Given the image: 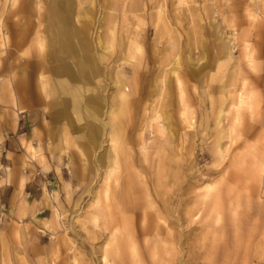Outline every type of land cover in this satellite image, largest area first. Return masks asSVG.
Returning <instances> with one entry per match:
<instances>
[{
    "label": "rangeland",
    "instance_id": "1",
    "mask_svg": "<svg viewBox=\"0 0 264 264\" xmlns=\"http://www.w3.org/2000/svg\"><path fill=\"white\" fill-rule=\"evenodd\" d=\"M21 1L0 0V78L25 61L24 103L53 121L37 76L56 0ZM69 1L93 84L55 121L71 165L48 232L13 223L4 264H264V0Z\"/></svg>",
    "mask_w": 264,
    "mask_h": 264
},
{
    "label": "crops",
    "instance_id": "2",
    "mask_svg": "<svg viewBox=\"0 0 264 264\" xmlns=\"http://www.w3.org/2000/svg\"><path fill=\"white\" fill-rule=\"evenodd\" d=\"M70 2L56 0L50 4L48 22L45 24L49 49L44 56L50 65L46 77L43 74L37 76L40 92L57 98L55 103L44 107L54 120H49L40 109H27L29 105L24 103L27 99L41 103L39 93H32L29 86L25 61L20 59L17 64L14 59L10 61L8 87L0 78V264L10 259L9 234L14 228L13 223L22 229L34 226L45 234L48 232L42 227V221L48 219L43 213H48L51 205H54L55 191L59 193L62 184L67 183L65 175L71 159L62 151L65 147L62 126L55 121L68 123L72 113L78 114L82 100L80 96L84 97L90 91L92 74L95 73L84 61L85 68L80 71L74 61L79 57V48L62 44L66 28L69 29L68 33L71 32L77 24L75 18L79 16ZM55 4L58 7L53 6ZM5 7L8 14L13 16L22 11L24 3L17 0L11 8L6 0ZM2 27L3 23H0V47L11 41L2 32ZM39 46H43V39ZM55 50L62 52V55H57ZM86 111L91 125V129H87L88 139L97 142L100 132L99 123L94 121L97 110L94 117L90 115V107ZM39 236H36L38 244Z\"/></svg>",
    "mask_w": 264,
    "mask_h": 264
},
{
    "label": "bare ground",
    "instance_id": "3",
    "mask_svg": "<svg viewBox=\"0 0 264 264\" xmlns=\"http://www.w3.org/2000/svg\"><path fill=\"white\" fill-rule=\"evenodd\" d=\"M10 2V1H9ZM15 2L16 0H12V5H15ZM11 7V6H10ZM85 13V12H83ZM83 15V14H82ZM66 18V17H65ZM68 19V18H67ZM83 19L85 20L86 19V15H83ZM83 20V21H84ZM66 25L68 24V21L65 23ZM78 24V23H77ZM68 30L66 28V33L64 34V37L62 39V44L63 46L65 45H73L77 48H79V57L78 58H74V61H76V65L79 66V69L80 71L83 70L85 68V65L83 63V60L87 59L86 56H83L85 55L86 52H88L89 50V44H88V41L86 39V30L83 29V28H79V27H73V29L71 30V32L68 33ZM99 34L97 33V36ZM98 39V38H96ZM95 39V40H96ZM99 41V40H98ZM95 42V41H94ZM100 42V41H99ZM97 43V41L95 42ZM97 46V45H96ZM95 47V45H94ZM65 49V48H64ZM96 50V49H95ZM94 53H96V51H94ZM99 60V59H98ZM82 74V73H81ZM10 78V77H9ZM101 82V81H100ZM62 85H64V81H62ZM65 87V85H64ZM90 88V87H89ZM93 109V108H92ZM92 109H90L92 111ZM94 112H92V115L91 117H94L96 115V111L95 109H93ZM57 117V116H56ZM60 119V118H58ZM142 220V219H141ZM142 230V229H141ZM148 232V231H147ZM146 232V233H147Z\"/></svg>",
    "mask_w": 264,
    "mask_h": 264
}]
</instances>
